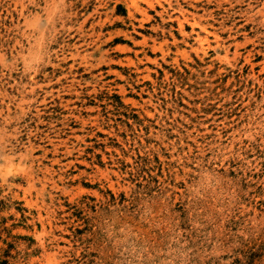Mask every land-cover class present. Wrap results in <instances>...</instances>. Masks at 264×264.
<instances>
[{
    "label": "rangeland",
    "instance_id": "374dc122",
    "mask_svg": "<svg viewBox=\"0 0 264 264\" xmlns=\"http://www.w3.org/2000/svg\"><path fill=\"white\" fill-rule=\"evenodd\" d=\"M0 264H264V0H0Z\"/></svg>",
    "mask_w": 264,
    "mask_h": 264
}]
</instances>
